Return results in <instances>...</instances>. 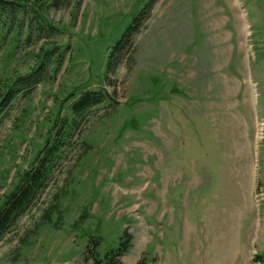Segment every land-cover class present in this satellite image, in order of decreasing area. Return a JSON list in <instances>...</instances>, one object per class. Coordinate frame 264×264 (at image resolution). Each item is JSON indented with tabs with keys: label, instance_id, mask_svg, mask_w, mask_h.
Wrapping results in <instances>:
<instances>
[{
	"label": "rangeland",
	"instance_id": "rangeland-1",
	"mask_svg": "<svg viewBox=\"0 0 264 264\" xmlns=\"http://www.w3.org/2000/svg\"><path fill=\"white\" fill-rule=\"evenodd\" d=\"M37 2L56 31L23 27L14 49L0 45V93L41 46L62 62L0 116V200L69 92L108 97L0 238V264H94L87 240L101 256L123 229L120 264H264V0H155L106 75L109 47L150 0Z\"/></svg>",
	"mask_w": 264,
	"mask_h": 264
},
{
	"label": "trees",
	"instance_id": "trees-1",
	"mask_svg": "<svg viewBox=\"0 0 264 264\" xmlns=\"http://www.w3.org/2000/svg\"><path fill=\"white\" fill-rule=\"evenodd\" d=\"M37 1L0 0V45H3L5 49L16 47L17 39L20 37L23 27L28 34L33 30L38 37L41 34L44 36L54 34L56 28L46 22L42 14H38L37 11L43 9L40 8ZM67 1L69 0H50V5L58 7ZM153 2L155 0H150L146 10H141L138 16L131 19L119 38L109 47L103 66V75L116 68L120 61V58H116V56L123 50L126 43L128 45L130 36L136 32L145 12L148 11ZM34 57L36 59L26 73L2 83L4 90L0 93V116L6 115L10 101L17 95L25 98L29 96L38 83L53 79L62 62V52L53 46L49 48L41 46ZM106 95V91L102 89L81 90L74 95L69 92L67 97L71 100L68 104V112L63 116L56 115L52 119L51 126L48 128L41 146L37 148L27 167L17 173L10 189L2 195L0 200V238L43 190L51 172L59 163L62 148L64 149L68 145V140L79 117L91 107L107 100L108 96ZM99 239L98 237L95 239L90 237L87 240L85 250L89 253L88 258L91 257L94 264H120L118 258L126 253L129 247L130 234L123 229L115 246L104 251L101 256H98L95 250ZM253 260L260 264L263 262V258L259 254H254Z\"/></svg>",
	"mask_w": 264,
	"mask_h": 264
}]
</instances>
